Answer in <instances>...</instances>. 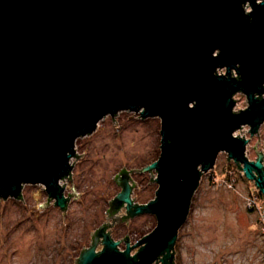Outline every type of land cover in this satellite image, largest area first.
Wrapping results in <instances>:
<instances>
[{
	"label": "water",
	"instance_id": "95a60500",
	"mask_svg": "<svg viewBox=\"0 0 264 264\" xmlns=\"http://www.w3.org/2000/svg\"><path fill=\"white\" fill-rule=\"evenodd\" d=\"M239 92L248 106L235 110ZM120 111L161 119V153L113 176L121 190L105 211L112 223L91 231L75 261L175 264L179 230L220 153L264 195V152L255 144L250 159L249 138L235 134L249 125L255 135L264 122V0H0L1 199L42 184L49 200L39 206L54 199L64 216L80 195L63 184L83 155L78 138ZM134 170L158 183L147 203L131 196ZM123 206L127 214L115 215ZM141 213L157 225L133 245L127 233L119 248L110 227Z\"/></svg>",
	"mask_w": 264,
	"mask_h": 264
},
{
	"label": "rangeland",
	"instance_id": "374dc122",
	"mask_svg": "<svg viewBox=\"0 0 264 264\" xmlns=\"http://www.w3.org/2000/svg\"><path fill=\"white\" fill-rule=\"evenodd\" d=\"M234 97L235 110L248 106L246 94L239 92ZM114 118L104 117L93 133L78 138L76 151L83 155L72 159V180L66 178L63 184L66 182V195L73 191L80 195L72 194L64 216L54 199L46 207L39 206L49 200L42 184H26L20 199L0 198V264H77L83 246L91 245V231L104 222L112 223L113 217L107 218L105 211L109 200L121 190L113 176L123 166L141 169L161 153L159 117L143 118L139 112L120 111ZM249 129L244 125L235 134L249 138L247 154L255 160V144L264 152V122L259 134L251 135ZM128 172L137 183L131 194L134 203L154 199L158 183L150 181L151 171ZM152 173L155 179L157 171L152 169ZM254 197L261 209L248 208L249 198ZM124 214L125 206L115 215ZM263 223L264 195L222 152L214 169L203 173L194 194L188 219L175 243V264H264ZM156 225L154 214L141 213L130 217L128 224L127 220L115 221L110 232L115 240L121 239L119 248L124 249L126 240L122 238L127 233L133 245ZM102 247L99 242L97 249Z\"/></svg>",
	"mask_w": 264,
	"mask_h": 264
},
{
	"label": "built area",
	"instance_id": "2783aa9c",
	"mask_svg": "<svg viewBox=\"0 0 264 264\" xmlns=\"http://www.w3.org/2000/svg\"><path fill=\"white\" fill-rule=\"evenodd\" d=\"M248 208L249 209H253V210H256V209H261V206L258 204L257 202V198H249V201H248ZM264 224V223H263ZM264 228V226H263Z\"/></svg>",
	"mask_w": 264,
	"mask_h": 264
},
{
	"label": "flooded vegetation",
	"instance_id": "af4514ba",
	"mask_svg": "<svg viewBox=\"0 0 264 264\" xmlns=\"http://www.w3.org/2000/svg\"><path fill=\"white\" fill-rule=\"evenodd\" d=\"M100 250V249H97V251Z\"/></svg>",
	"mask_w": 264,
	"mask_h": 264
}]
</instances>
